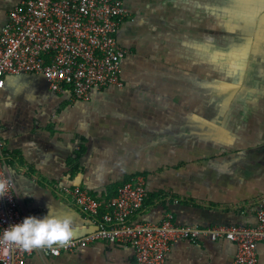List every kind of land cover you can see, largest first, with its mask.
I'll list each match as a JSON object with an SVG mask.
<instances>
[{
    "label": "crops",
    "instance_id": "1",
    "mask_svg": "<svg viewBox=\"0 0 264 264\" xmlns=\"http://www.w3.org/2000/svg\"><path fill=\"white\" fill-rule=\"evenodd\" d=\"M22 2L0 0V31ZM125 4L123 87L83 101L51 90L42 75L5 77L0 135L26 213L44 218L51 206L72 218L80 237L97 223L63 187L107 199L142 175L147 196L132 222L171 213L177 225L256 224L264 200V0ZM236 254L224 238L178 241L166 264H233ZM257 255L264 264V244ZM28 263L135 264V255L131 246L96 241L59 255L38 250Z\"/></svg>",
    "mask_w": 264,
    "mask_h": 264
},
{
    "label": "built area",
    "instance_id": "2",
    "mask_svg": "<svg viewBox=\"0 0 264 264\" xmlns=\"http://www.w3.org/2000/svg\"><path fill=\"white\" fill-rule=\"evenodd\" d=\"M130 17L125 0H24L9 13L0 31V88L5 77L22 73L42 75L55 92L69 91L77 100L90 101L110 86L123 87V61L127 49L118 40ZM7 151L0 135V179L8 181L7 196L0 197V264H29L28 257L41 250L52 255L76 251L96 241L128 245L135 264H166L178 241L228 239L237 246L233 264H257V245L264 244V200L254 225H177L171 213L159 223L132 222L142 209L145 177L135 175L107 199L94 197L79 185L63 191L97 223L86 235L73 236L64 247L25 251L3 240L4 231L29 215L7 167Z\"/></svg>",
    "mask_w": 264,
    "mask_h": 264
},
{
    "label": "clouds",
    "instance_id": "3",
    "mask_svg": "<svg viewBox=\"0 0 264 264\" xmlns=\"http://www.w3.org/2000/svg\"><path fill=\"white\" fill-rule=\"evenodd\" d=\"M8 181L0 179V197L8 195ZM74 236L73 220L70 216L58 217L49 206L48 215L44 218L26 217L21 223L7 228L3 240L13 246H19L25 251L48 248L55 250L56 246H67Z\"/></svg>",
    "mask_w": 264,
    "mask_h": 264
},
{
    "label": "rangeland",
    "instance_id": "4",
    "mask_svg": "<svg viewBox=\"0 0 264 264\" xmlns=\"http://www.w3.org/2000/svg\"><path fill=\"white\" fill-rule=\"evenodd\" d=\"M249 12L252 13L251 11H249ZM245 13H247V12H245ZM262 24H264V17H263V20H262ZM226 40H229V39H226ZM224 45H225V43H224ZM223 56H226L227 58H230V57H234V54H231V53L230 54H224ZM238 57H240L241 61H246V59L248 58V57L246 58V54L245 53H239Z\"/></svg>",
    "mask_w": 264,
    "mask_h": 264
},
{
    "label": "trees",
    "instance_id": "5",
    "mask_svg": "<svg viewBox=\"0 0 264 264\" xmlns=\"http://www.w3.org/2000/svg\"><path fill=\"white\" fill-rule=\"evenodd\" d=\"M121 184H122V183H121ZM121 184H119L118 186L116 185V186H117V188H118V187H119ZM113 194H114V193H113ZM112 196H113V195H112ZM112 196H111V197H112ZM108 198H110V197H108Z\"/></svg>",
    "mask_w": 264,
    "mask_h": 264
}]
</instances>
